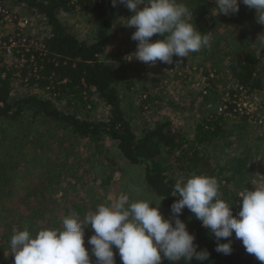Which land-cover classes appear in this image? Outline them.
Masks as SVG:
<instances>
[{
	"label": "trees",
	"instance_id": "trees-1",
	"mask_svg": "<svg viewBox=\"0 0 264 264\" xmlns=\"http://www.w3.org/2000/svg\"><path fill=\"white\" fill-rule=\"evenodd\" d=\"M14 1L29 15L44 19L48 30L39 40L44 49L35 51L32 47L28 52L24 48L20 49V54L16 57L18 60L23 58L22 64L14 62V57L9 60L10 57L5 55V50L0 46V124L4 121L26 120V124L31 125L37 119L54 122L67 132L65 134H68L69 141L84 140L85 144L93 145V154L89 158L93 159L97 166L114 170L116 161L120 158L129 165L141 168L142 178L148 191L157 198L161 207L170 216L171 204L179 199L174 197L177 195L174 192V185L186 181L193 173L217 178L220 198L233 206V215L239 211V193L245 189L250 191L247 177H250L251 168H254L256 160L263 154L264 134L252 144H245L249 139L248 134L253 131V125L259 124L256 115L239 114L234 103L223 102L221 94L216 93L217 89L213 81L221 76L220 50L226 47L230 51L229 55L232 56L235 52L237 54L225 64V69L224 67L222 69L235 83V90L230 92V100L233 98L232 100L237 101L238 97L234 98V96L250 95L264 90V37L261 39L257 37L258 34L264 36V25L257 22L255 9L240 4L237 14L227 15L232 25L241 31L242 35L237 34V38H229L230 44L226 42L225 46L224 41L227 40L218 37L213 30L214 26H218L217 18L222 15L217 14L216 8L211 10L213 2L177 0V3H184L192 12L190 22L196 29L201 34L209 33L211 41L216 40V43L212 50L210 41L209 47L189 53L186 58L173 57L174 68L187 64L190 67V74L185 73L187 78L194 75L198 79H203L204 83L211 85L212 88L205 86L203 89H197L195 83H192L196 88L194 91H197L192 93L195 98L190 99L191 102H188L189 100H184L182 103L174 102V109L184 106V109L189 107L194 111L195 116L190 131L183 132L174 126L170 118H162L153 125L140 129L138 133L131 120H128L123 105L127 95L121 88L125 87L128 90L132 84L123 85L127 78L122 56L113 54L110 59L105 57V48L113 37L112 29L117 27L116 21L121 16H131L133 13L124 5L118 4L113 7L111 0ZM76 13L91 18L92 28L87 41L71 35L62 20ZM9 38L10 36L4 37L3 42L7 43ZM155 39L162 37L154 35L151 38L152 41ZM205 62H209L208 66ZM166 65L170 67L171 64ZM158 79H154L157 82L155 81L152 86L155 91L159 89L161 80ZM174 79L182 80L183 77L174 73ZM17 80L20 81L17 85L22 86L24 90L20 94L13 95ZM34 89L49 91L56 101L64 102L63 109H58L51 100L34 93ZM144 92L146 94L139 95L141 113L146 112L150 101L158 98L152 97L148 89H144ZM94 94L108 109V115L103 121L88 120L81 112L93 102L91 97ZM209 102L219 103L226 108L221 112L217 110L219 105L215 109H210ZM230 117L244 121L241 131L237 133L239 136L237 140L241 144L238 145L236 153L226 151L225 156L221 157L219 152L237 142L231 139L232 131L229 132L228 126L226 127ZM248 118L251 122H246ZM105 141L114 146L117 154L108 151ZM9 149L6 142L0 144V230L5 232L0 235V241L5 237L10 242L15 230L12 228L13 225L19 230L29 231L34 236L44 228H60L62 219L69 215L70 210H75L74 212L80 216L89 210H94L95 205L86 210L75 204L61 209L62 203L59 202L39 213L41 206L44 204L46 207L48 204L50 188L59 184V190L61 189L60 180L63 172L59 170L58 158L52 159L48 165L47 162L50 160L44 157L45 153L40 150V155H35L36 157L33 155L30 158L28 155L26 161L20 158L13 163ZM21 162L35 163L37 171L43 169L39 174L41 186L33 193L29 191L25 197L21 196L22 198L16 194V186H14L17 174H12ZM79 162L82 160L77 159L76 164H80ZM111 177L112 175H108L106 180L102 179L101 184H109ZM10 188L12 189L9 190ZM29 196L35 201L39 197V201L28 204L30 200L26 199ZM24 198L26 202L21 207L20 203ZM55 211L60 214L63 211L62 216H53ZM179 218L186 224L187 231L195 236V242L199 246L197 250L207 249L210 253L208 260L202 264H262L254 255L246 253L242 242L234 237L229 238L232 240L231 255L225 256L214 251L216 246L214 236L201 226V222L196 220L194 214L187 208ZM92 234L94 230L89 229L88 233H85L86 239L88 240ZM3 247L4 245L0 243V250ZM113 251L115 257H118L115 259L116 263L122 262L118 250L114 247ZM162 264H170V262L162 257ZM171 264H188V261L182 258ZM191 264H199V262L193 260Z\"/></svg>",
	"mask_w": 264,
	"mask_h": 264
},
{
	"label": "clouds",
	"instance_id": "clouds-1",
	"mask_svg": "<svg viewBox=\"0 0 264 264\" xmlns=\"http://www.w3.org/2000/svg\"><path fill=\"white\" fill-rule=\"evenodd\" d=\"M112 6L124 5L133 13L125 24L135 28L131 39L137 42L133 59L154 66L157 61L172 64L173 57L186 58L210 46L209 33L201 34L192 21V12L177 0H111ZM217 14L234 15L240 4L256 10V20L264 25V0H214ZM143 5L142 8L139 6ZM156 35L162 37L152 41ZM132 60V59H131ZM177 62H180L177 60ZM178 197L170 206L171 219L146 200L130 201L120 194L111 205L100 204L83 218L71 213L62 219L60 228H44L34 236L27 230H14L10 239L13 264H91L85 247V229L94 230L87 244L97 264H116L113 248L122 264H170L182 258L191 264L208 260L207 249L197 250L195 236L179 218L187 208L201 226L215 239V249L225 256L232 254V240L242 242L246 253L264 264V183L254 191L239 193L240 209L220 198L217 178L193 173L177 182ZM221 240L227 242L221 243Z\"/></svg>",
	"mask_w": 264,
	"mask_h": 264
},
{
	"label": "rangeland",
	"instance_id": "rangeland-1",
	"mask_svg": "<svg viewBox=\"0 0 264 264\" xmlns=\"http://www.w3.org/2000/svg\"><path fill=\"white\" fill-rule=\"evenodd\" d=\"M210 1L214 3V0ZM139 7L142 8L141 6ZM215 8L216 5L214 3L211 10H215ZM129 17L130 16H121L118 18L115 24L117 27L112 29L113 37L111 42L105 48V57L107 59H110L113 54L122 56L125 67L124 73L127 78L123 85L128 83L132 84L128 90L125 89V87L121 88L123 93L129 96H125V102L123 103L128 120H131L132 125L138 133L140 129L153 125V123L162 118H170L173 121L172 123L174 126L183 132L190 131L195 116L193 114L194 111H191L189 107L184 109V106L174 109V102L182 103L184 100H189L188 102H191L190 99L195 98L193 94L197 93V91H194L196 88L192 86V83H195L194 86L197 87V89H203L205 86H210V88H212V86L205 84L203 79H198L194 75L187 78L186 74H190V67L187 66V64L174 68V63L168 67L166 64L157 61L154 66H151L133 59L130 55L135 53L137 42L131 39V35L135 31V28H129L125 24V21ZM217 19L219 21L218 26H214L213 30L216 31V35L218 37L227 40H223L225 46L227 43L230 44L229 38H237V34H239V36L242 35V32L232 25L227 15H221L220 18ZM62 20H64L68 32L71 35L80 40L86 41L90 38V30L92 28V21L90 17L76 13L72 16H67L65 19L63 18ZM14 21H16V23H14ZM20 28L23 32L22 34L30 38H41L47 34L48 29L44 26L41 18L29 15L28 12L20 5L18 6L14 0H0V43L3 42L4 37L15 36L16 29ZM257 37L261 39L264 36L258 34ZM215 43L216 40L211 41V50L214 49ZM220 51L222 56L219 58V67L222 72L221 76H218V78L213 81V85L217 89L216 93L219 95L221 94L222 96L220 95V97H223L221 100L225 102V100L230 99V92L235 90V83L229 79V76L226 75L222 69L223 67L225 69V64L229 60L235 58L237 54L235 52L232 56L229 55L230 51L226 47ZM9 60H11V58H9ZM212 61L218 62L217 60ZM207 63L209 62H205L208 66ZM174 70L176 72H174ZM174 73L182 76L183 79L175 80ZM223 73H225V75ZM16 75H18V73ZM155 77L161 80L160 83L158 81L159 89L156 91L152 88V86L157 82L154 80L157 79ZM19 82V80L16 81V89L13 90V95L20 94L24 90L22 86L17 85ZM144 89H148L149 94H151L152 97L156 96L158 98L150 101L146 108V112L141 113L139 109V95L142 93L146 94ZM33 92L40 97L51 100L58 109H63L64 102L56 101L54 99V95H51L49 91L34 89ZM191 95H193V97H191ZM235 97H238L237 101L235 99L232 100L233 98L229 101L237 106L239 105L241 109H252L253 113H255L254 115H256V117H260V119L264 121V90L250 95L244 94L242 96H234V98ZM91 101L93 102L88 104L86 109L81 112L88 120L103 121L108 115V109L95 94L91 97ZM214 103L215 102H209L208 107L211 106L210 109L217 108L219 103ZM185 105L188 106L189 104L185 103ZM246 122H251V119L248 118ZM26 123V120H21L20 122L4 121L0 124V144H2L3 141L7 143L8 148H10L9 156L11 157L12 162L14 163L20 158L25 159L28 155L29 157L33 155H40L39 153L41 150V152L45 153L44 157H47V159L50 160V162H47L48 165H50L52 159L58 158L59 170L63 172V177L60 180L61 189L59 190V184L50 188V192L48 191V195H50L49 199H46L48 204L46 207L43 204L38 211L39 213L44 211V209H50L54 206V203L59 202L62 203L60 207L61 209L62 207L67 208L70 204H75L86 210L95 205V210L100 204H104L106 206L111 205L115 199L123 193L129 196L130 201L146 200L153 203L150 207H157L159 204V211L164 218L171 219V216L161 207L157 198L148 191L142 178L141 168L129 165L125 160L120 158L117 159V164L114 167V170L112 168L108 169L104 166H97L96 163L92 161L93 159L89 158V156L93 154L92 144H85L86 142L84 140H80L78 142L75 141L76 143L69 141L67 139L68 134H65L67 132L54 124V122H46L45 120L42 121L41 119H37L32 122L31 125H27ZM242 124H244V121L238 118L230 117V119L227 120V130L229 132L232 131L231 135L233 138L231 139H235L237 142L229 148H224V151L219 152V156L224 157L226 151L236 153L238 145L241 144L237 140V137H239L237 136V133L241 131ZM252 129L253 131L248 134L249 139L245 144H252L259 136L264 134V123L263 125L258 124V126L253 125ZM243 133L245 134V132ZM8 140L12 141L8 142ZM226 142L227 141H225V143ZM71 144H73V146H70ZM105 145H107L109 152L116 153V150L111 143L105 141ZM77 159H81L82 162H79L80 164H76ZM42 170L43 169L37 171L35 163L27 164L26 162H21V164H19V166L12 171V174H17L14 186H16V194H19V197H25L29 191V193H33L41 186L39 174ZM108 175H112L108 182L109 184H101L102 179L106 180ZM247 178V182L250 184V191H254L256 187H259L261 183H264V150L261 157L256 160L254 168H251L250 177ZM55 188L59 191L54 190ZM11 189L12 188L9 190ZM74 190L76 192H74ZM62 196L63 199L61 200ZM26 200H30L27 202L28 204H30V202L37 203L39 201V197H37L36 201L32 196H29V198L27 197ZM24 202H26L25 198L22 201L23 204L20 203L21 207L24 205ZM74 211L75 210H70L68 212L69 215ZM62 213L63 211L61 214L58 211H55L53 216L61 217ZM81 215L82 216L80 217L83 218L85 214ZM43 216H47V214ZM12 228L15 230L17 229L15 225H13ZM89 229L91 230L90 227L85 229L86 234ZM4 233L5 232H1L0 230V235ZM232 237L235 238L234 233ZM6 240L7 239L4 237L3 240L0 241L1 245H4V247L0 250V264H13V256L9 254L10 247L7 245H10V242ZM84 240L85 247L89 250L91 264H97L96 258L91 255V246L87 244L86 236H84ZM117 258L118 257L116 256L115 259ZM118 264H122V262Z\"/></svg>",
	"mask_w": 264,
	"mask_h": 264
},
{
	"label": "built area",
	"instance_id": "built-area-1",
	"mask_svg": "<svg viewBox=\"0 0 264 264\" xmlns=\"http://www.w3.org/2000/svg\"><path fill=\"white\" fill-rule=\"evenodd\" d=\"M41 21L44 23V26L46 27L45 20L41 19ZM14 23H16V21H14ZM19 32H20V34H19ZM22 33L23 32H22L21 28L20 29H16L15 36L10 37L8 39L7 43H5V42L0 43L1 49L5 50V55L7 57H10V58L14 57L15 58V62L16 63L18 62L19 64H22L24 62L22 57L19 58L20 60H18V58L16 57V55L20 54V49L21 48H24V50L26 52H28L29 49L32 48V47L34 48L35 51L44 49V46H42L39 43L40 37L39 38L38 37H35V38L31 37L30 38V37L24 36V34H22ZM229 100H225V101H229ZM224 108H226V106H224V105L220 106L219 109H218L219 112L224 110ZM236 111L239 112V114H246V115H254L255 114V113H253L252 109H248V110L241 109L239 105L238 106L236 105ZM254 112H256V111H254ZM257 119H258V123L260 125H263L264 121H262L260 119V117H257Z\"/></svg>",
	"mask_w": 264,
	"mask_h": 264
}]
</instances>
